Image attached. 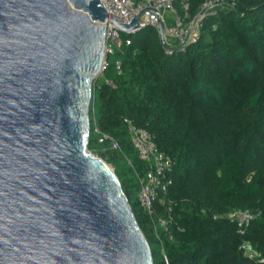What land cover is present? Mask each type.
I'll return each instance as SVG.
<instances>
[{
	"label": "trees",
	"instance_id": "1",
	"mask_svg": "<svg viewBox=\"0 0 264 264\" xmlns=\"http://www.w3.org/2000/svg\"><path fill=\"white\" fill-rule=\"evenodd\" d=\"M204 1L189 0L191 16ZM223 2L182 53L166 54L152 26L122 34L116 53L122 73L97 80L90 108L88 149L115 169L150 246L152 221L133 197L137 173L146 167L125 120L148 131L172 157L173 184L159 206L171 220L168 233L162 231L170 264H264L250 262L240 249L248 241L264 255V0ZM103 134L131 159L128 172L116 166L118 151L110 142H100ZM239 209L256 216L244 235L222 217Z\"/></svg>",
	"mask_w": 264,
	"mask_h": 264
},
{
	"label": "water",
	"instance_id": "2",
	"mask_svg": "<svg viewBox=\"0 0 264 264\" xmlns=\"http://www.w3.org/2000/svg\"><path fill=\"white\" fill-rule=\"evenodd\" d=\"M108 16L101 0H0V264H155L88 149Z\"/></svg>",
	"mask_w": 264,
	"mask_h": 264
},
{
	"label": "built area",
	"instance_id": "3",
	"mask_svg": "<svg viewBox=\"0 0 264 264\" xmlns=\"http://www.w3.org/2000/svg\"><path fill=\"white\" fill-rule=\"evenodd\" d=\"M101 2L109 16L105 22L99 23L105 27L104 62L100 76H103L106 70L111 67L110 57L116 56V53L120 51L123 45L122 31L117 27L116 23L131 25L134 19L141 12H144L138 26L130 29L126 34L133 35L147 26L155 27L159 33L165 53L175 55L185 52L190 44L197 41L204 19L209 14L215 13L225 6L223 0H205L198 13L191 16L189 13V0H101ZM130 44L131 39L129 38L125 41V45L128 46ZM116 71L118 74L122 73L121 60L116 61ZM98 78L93 82L92 108H94L96 102ZM107 83L115 87L113 81H107ZM125 122L128 124L131 143L136 149L139 159L145 163L146 167L143 175L137 173L139 178V204L152 221L154 236L162 246V261L164 264H170L162 231L168 233L171 220L159 213V206L165 204L160 195L167 193L169 187L173 184L171 175L174 161L171 156L159 150L153 136L148 131L135 127L128 120H125ZM94 131L101 134L97 125H95ZM106 141L110 142V150L121 151L118 141L112 139L109 135L103 134L100 142L104 143ZM106 150L104 149V152ZM95 156L98 157L97 155ZM126 159L132 164L130 158L126 157ZM222 217H226L236 223L242 235L245 234L247 228L256 218L255 214L250 210L242 209L231 211ZM170 238L172 239V237ZM240 249L244 257L250 262L264 263V255L252 243L244 241Z\"/></svg>",
	"mask_w": 264,
	"mask_h": 264
},
{
	"label": "rangeland",
	"instance_id": "4",
	"mask_svg": "<svg viewBox=\"0 0 264 264\" xmlns=\"http://www.w3.org/2000/svg\"><path fill=\"white\" fill-rule=\"evenodd\" d=\"M122 34H126V33H122ZM126 35H128V34H126ZM117 60H119V58L117 56H111L110 57L109 62L111 64L112 72L107 73V75L105 77L104 76H99L98 79H100V81H102V80H113L115 78V76H116L115 74H117V71H116V61ZM115 162H116V166L120 170H123V171H126V172L129 171L130 163L128 162L126 157L124 155H122L121 153L117 152V158H116ZM109 166L113 170H115L111 165H109ZM138 192H139V189L137 188L133 197H134V201L139 204ZM146 229L148 230V236L151 239V248L154 251L155 259L157 261V264H160V261L162 259V254H161L162 246L159 243V241L155 238L153 231L149 230L147 227H146Z\"/></svg>",
	"mask_w": 264,
	"mask_h": 264
},
{
	"label": "crops",
	"instance_id": "5",
	"mask_svg": "<svg viewBox=\"0 0 264 264\" xmlns=\"http://www.w3.org/2000/svg\"><path fill=\"white\" fill-rule=\"evenodd\" d=\"M221 8H225V6L221 7Z\"/></svg>",
	"mask_w": 264,
	"mask_h": 264
}]
</instances>
